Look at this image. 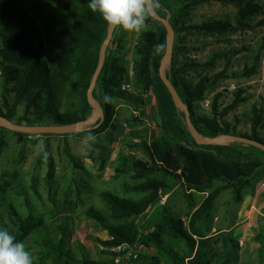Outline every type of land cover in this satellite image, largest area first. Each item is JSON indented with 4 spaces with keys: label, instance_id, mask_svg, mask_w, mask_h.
Instances as JSON below:
<instances>
[{
    "label": "trees",
    "instance_id": "1",
    "mask_svg": "<svg viewBox=\"0 0 264 264\" xmlns=\"http://www.w3.org/2000/svg\"><path fill=\"white\" fill-rule=\"evenodd\" d=\"M90 0H0V116L17 125H70L86 121L93 111L87 101V91L96 70L99 51L108 27L99 13L88 7ZM211 2L233 6L232 19H211L193 22L194 11ZM156 13L167 19L175 38L172 56L165 76L176 90L181 103L187 105L191 122L202 139L220 135L246 138L264 145V109L255 106L245 119L249 129L237 130L227 116L248 98L238 90L234 100L222 106L221 94L213 96L210 113L197 114V102L212 90L224 73L210 75L224 54L216 53L208 62L198 63L187 53L193 49L188 37H224L253 28V20L264 16L259 0H160ZM264 21H260L261 24ZM149 27L139 35L132 49V76H127L126 63L118 56L125 34L113 32L106 49L102 70L93 91V100L103 110V119L75 134H41L43 159L47 165L46 182L55 183V165L49 140L51 137L93 136L107 128L117 130L114 102L131 104L137 116L125 120L128 131L120 142L117 173L134 172L141 180L128 193H147L141 200L119 197L110 192L100 194L107 211L88 207L83 216L97 224L106 238H95L107 258H91L87 248L71 239L66 226L57 221L47 224L43 218L29 213L21 217L14 213L16 241L36 246L39 251L34 264H115L114 253L108 251L122 244H141L155 250L168 264H235L237 242L228 233H213V210L218 197L230 191L239 203L246 190L264 176V152L251 145L229 142L224 145L198 144L190 134L184 113L177 109L159 77V67L165 57L167 34L164 26L150 19ZM164 49L154 54L155 46ZM195 49V48H194ZM237 54L238 52H234ZM255 69L244 68L248 78ZM123 84L130 90L121 89ZM156 102L157 129L144 126L143 94L150 89ZM22 107V113L19 108ZM240 121L236 120V123ZM0 127V153L5 147ZM21 134L26 137L27 134ZM137 140V142H134ZM91 149V146H88ZM72 160V157L70 158ZM77 168V167H76ZM35 184L36 179H32ZM180 187L185 193L189 213L186 220L170 215L164 207L154 231L142 234L137 217L146 215L160 196ZM9 183L0 184V212L7 198ZM194 193L206 196L197 202ZM68 219V218H67ZM66 219V222H67ZM68 224V222H67ZM254 240L264 245V224L260 219ZM68 226V225H67ZM214 234V235H213ZM73 241V242H72ZM222 243L223 251L214 247ZM139 256L149 264H159L158 257Z\"/></svg>",
    "mask_w": 264,
    "mask_h": 264
},
{
    "label": "rangeland",
    "instance_id": "2",
    "mask_svg": "<svg viewBox=\"0 0 264 264\" xmlns=\"http://www.w3.org/2000/svg\"><path fill=\"white\" fill-rule=\"evenodd\" d=\"M259 1L264 6V0ZM235 11L236 8L233 6H222L211 2L194 11L193 22L200 23L220 18L231 20ZM260 21H264V16L259 15L254 18L252 29L239 31L234 35L208 36L206 38L191 35L188 37L190 42L188 45L193 49L187 55L198 63L208 62L216 53L225 55V58L217 61L215 68L209 74L224 73L226 77L221 78L212 90L206 92L203 100L197 102V114L208 115L210 113L211 100L215 94L222 95L220 103L225 107L233 102L237 91L242 90V97H247L248 100L227 116L228 121L234 124L240 132H246L249 129L245 119L251 117L252 107L264 109V24H261ZM124 34L121 47L117 52L118 56L125 61L127 76L131 79L132 49L139 36ZM174 41L173 36V44ZM251 67L255 69V73L248 78L243 77L244 68ZM143 95L145 102L141 109L144 112V126L148 128L150 123L157 120L156 102L151 88ZM19 113H22V107L19 108ZM117 117L119 118L117 119L118 125L122 122L125 124V120L128 119L123 116ZM236 120L240 122L236 123ZM112 132L113 134L104 132L91 145L83 142V136L51 137L49 143L56 174L55 183L49 187L46 182L47 165L42 157L44 138L40 135L26 137L6 129L3 133L6 144L0 153V184L9 183V188L6 201L0 212V229H7L12 234L16 231L14 213L21 217L32 213L43 218L47 224L57 221L60 225L66 226L72 235L71 239L80 241L87 248L91 258L98 260L107 258L102 254L104 249L95 242V238L104 239L106 234L98 229L96 223L85 218L83 212L88 207L107 211L108 206L100 198V194L103 192H110L131 200H141L147 195V193L127 192L131 187L141 183V180L135 178L134 172L117 173L114 170V167L121 168L117 159L121 146L114 152H109L104 147L106 141L114 139L109 138L111 135H115V131ZM227 143L229 142L223 141L218 145ZM88 146H91V149ZM97 147H101L103 150L100 157L104 159L101 168L94 164V160L97 158ZM33 178L36 179L35 184L32 182ZM263 182L264 176L254 183L253 188L245 191L244 198L239 203L233 202L230 191L223 192L216 200L213 210V217L216 221H214L213 233H217L227 226H233L235 223H243L251 205H253V212L255 211V218L250 219V224H248L250 229L248 228L247 232L252 235L251 239L243 240L242 248L238 246L239 241L235 240L237 242L235 264H264V245H260L254 240L259 229L257 231L255 227L252 230L251 225H254V222H259L260 219L264 224V189L261 188ZM184 193L180 187H177L170 194L161 196L162 198L158 196L159 200L152 204L150 211L135 219L139 223L140 232L148 234L154 231L153 224L159 220L164 207L171 216L182 218L185 221L189 210ZM205 196L206 193H194L197 202H200ZM239 212L242 214L238 215ZM227 233L232 237L231 232ZM29 245H26L27 249L37 259L39 249L34 245L31 247ZM214 249L216 253H221L223 251L222 243H217ZM141 256L156 257L157 253L155 250L145 249ZM157 257L159 264H168L163 257ZM137 264L149 263L145 258H142Z\"/></svg>",
    "mask_w": 264,
    "mask_h": 264
},
{
    "label": "water",
    "instance_id": "3",
    "mask_svg": "<svg viewBox=\"0 0 264 264\" xmlns=\"http://www.w3.org/2000/svg\"><path fill=\"white\" fill-rule=\"evenodd\" d=\"M152 19L155 21L161 23L164 28L166 29V34H167V47H166V54L165 57L163 58L160 67H159V77L163 84L165 85L166 89L170 93L172 97V101L175 105V107L179 110H181L184 113V118H185V123L186 126L190 132V134L195 138L196 142L198 144H203V145H218L223 141L226 142H238V143H243L247 145H251L253 147H256L260 149L261 151L264 152V145L246 138H241V137H235V136H229V135H220L217 136L213 139H202L197 135V132L191 122L190 119V112L188 110L187 105L181 103L179 100L178 94L168 78L165 76V70L167 69L170 59L172 56V46H173V33L171 30V27L169 25V22L167 19L159 16L156 12L153 13ZM112 30L107 31V35L105 37L104 42L102 43L99 51V59H98V64L96 67V70L92 76V79L90 81V85L87 91V101L90 105V107L93 109L91 116L83 122H78V123H73L70 125H44V126H27V125H17L15 123L10 122L4 117L0 116V127L17 132V133H22V134H27V135H41V134H75L78 132H81L84 128L92 126L97 119L102 120L103 119V110L100 105L96 104L93 100V91L96 86V82L98 79V76L102 70L104 60H105V55H106V49L111 41L112 35H113Z\"/></svg>",
    "mask_w": 264,
    "mask_h": 264
},
{
    "label": "clouds",
    "instance_id": "4",
    "mask_svg": "<svg viewBox=\"0 0 264 264\" xmlns=\"http://www.w3.org/2000/svg\"><path fill=\"white\" fill-rule=\"evenodd\" d=\"M88 7L99 13L109 30L139 36L149 27L148 21L160 7V0H90ZM164 45L155 46L154 54L163 51ZM96 137H84L85 144H94ZM0 264H34V257L24 242L7 229H0Z\"/></svg>",
    "mask_w": 264,
    "mask_h": 264
},
{
    "label": "crops",
    "instance_id": "5",
    "mask_svg": "<svg viewBox=\"0 0 264 264\" xmlns=\"http://www.w3.org/2000/svg\"><path fill=\"white\" fill-rule=\"evenodd\" d=\"M132 108L133 107L131 106V104L124 101V100H116L114 102L115 116H114V121L112 122V124H116L119 127H117V130L113 129L112 127H109V128H111V131H109V128H107V130L105 131L107 133L111 132V134H113L112 131H115V133H114L115 135L114 136L111 135V137H109V138H114V139H110L109 141H106V144L104 145L106 150H108L109 152H111V151L114 152V150L116 148H118V150H119L120 142L123 139L124 134L128 131V129L126 128V125L123 124V122L120 125H118L117 119H119V118L117 116H119V117L123 116L124 118H129L131 116V114L134 113ZM130 111H131V114H130ZM102 134H100V135H102ZM100 135H97L95 137L98 138ZM69 136H73V135H69ZM105 136L107 137V135H105ZM83 137H86V136H83ZM107 147H109V149H107ZM102 151L103 150L101 147H97V150H96V155H97L96 159L97 160L96 159L94 160L95 166H99L100 168L102 167V165H103L102 162L104 160V159L100 158ZM92 157L94 158V156H92ZM252 209H253V205L250 206V208L246 214V219L244 220L243 223H240V224L235 223L233 226L229 225L230 227L227 226L228 228L226 227L217 233L231 232L233 234L232 235L233 239L237 240V241H240V240L245 241V240H249V238L251 239L252 235H249L247 231H248V228L250 229V225H248V224H250V219L255 218V211L253 212ZM256 213H257V211H256ZM260 216H263V215H260ZM214 221H215V219H214ZM259 223H260V221L257 223L254 222V225L251 224L252 230L256 227V229L258 231V229H259L258 227L260 225ZM239 225H241V226L239 227Z\"/></svg>",
    "mask_w": 264,
    "mask_h": 264
},
{
    "label": "built area",
    "instance_id": "6",
    "mask_svg": "<svg viewBox=\"0 0 264 264\" xmlns=\"http://www.w3.org/2000/svg\"><path fill=\"white\" fill-rule=\"evenodd\" d=\"M122 90L129 91L130 90V85L123 84L121 86ZM208 105V104H207ZM134 116H137V113H133ZM150 131H155L157 129V120L150 123L148 125ZM134 142H137V140H134ZM261 188L264 189V182L261 184ZM159 197L160 193H159ZM162 198V197H161ZM242 213L239 212L238 215H241ZM239 247H243V241L240 240L238 242ZM145 250L144 246L138 243H135L133 245H128V244H122L117 247H112L108 251L111 253H114V262L115 264H129L134 261H137L141 253Z\"/></svg>",
    "mask_w": 264,
    "mask_h": 264
}]
</instances>
